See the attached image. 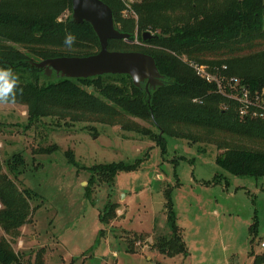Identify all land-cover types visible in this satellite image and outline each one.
I'll return each mask as SVG.
<instances>
[{"label": "rangeland", "instance_id": "1", "mask_svg": "<svg viewBox=\"0 0 264 264\" xmlns=\"http://www.w3.org/2000/svg\"><path fill=\"white\" fill-rule=\"evenodd\" d=\"M139 1L122 0L128 9L125 19H138L129 9ZM223 4L217 0V6ZM72 15L67 9L60 21ZM133 31L136 39L158 33ZM198 58L181 59L195 71L203 69L225 93L229 82L223 79L236 77L222 72L226 65L206 63L215 59ZM220 138L230 140L224 134ZM54 146L58 149L47 154ZM166 148L163 153L156 141L119 126L51 117L30 121L27 107L0 103V181H12L18 193L27 189L39 194L29 203L34 214L18 229V237L7 235L1 222L0 237L11 243L22 264H253L255 257L264 256V177L223 171L216 164L223 151L211 142L167 138ZM67 152L74 153L75 165L68 162ZM15 155L26 162L18 174L9 168ZM138 162L113 182L98 168ZM169 201L187 254H163L155 248L160 238L172 236ZM115 205L116 217L103 222Z\"/></svg>", "mask_w": 264, "mask_h": 264}, {"label": "trees", "instance_id": "2", "mask_svg": "<svg viewBox=\"0 0 264 264\" xmlns=\"http://www.w3.org/2000/svg\"><path fill=\"white\" fill-rule=\"evenodd\" d=\"M72 1L0 0V67L10 68L17 77L15 101L8 104L27 107L30 121L51 117L72 123L119 126L156 141L163 153L167 151V138L211 142L223 151L216 160L223 171L239 177H264V121L241 118V106L236 101L219 93L215 84L199 77L181 59L184 55L215 59L206 63L219 68L226 65L224 74L240 79L252 93L261 92L263 0H224L222 7L217 6V0H140L129 9L138 18L133 21L123 17L128 9L122 0H102L113 10L116 28L132 35V44L111 41L109 50L148 54L164 76V85L149 91L145 84L137 88L129 76L121 75L67 79L54 74L57 81L51 82L43 70L33 66L47 59L87 57L100 52L99 39L90 24H76L72 17L60 21L64 11L73 12ZM136 27L141 32H158L156 38L144 41L142 35L136 39ZM69 33L75 37L71 47L64 44ZM136 40L142 44H135ZM43 78L49 82L42 83ZM90 87L93 92L86 90ZM135 119L151 128L141 126ZM219 134L230 140H221ZM57 149L54 146L46 153ZM66 156L70 164H76L73 152ZM25 165L20 155L9 161L15 174ZM138 166L139 162L134 166L113 164L98 168L107 182H113L119 172ZM38 197L32 190L18 193L12 181L1 179L0 201L4 210L0 212V222L7 235L18 237V229L34 214L29 203ZM112 216L116 217V205L107 210L103 222ZM168 220L172 236L160 238L155 248L163 254H187L171 201ZM0 264H22L11 243L2 237ZM253 264H264V256L255 257Z\"/></svg>", "mask_w": 264, "mask_h": 264}, {"label": "water", "instance_id": "3", "mask_svg": "<svg viewBox=\"0 0 264 264\" xmlns=\"http://www.w3.org/2000/svg\"><path fill=\"white\" fill-rule=\"evenodd\" d=\"M73 22L90 24L100 42V52L87 57H60L33 63L50 78L90 79L106 75L129 76L137 88L146 85V90L164 85L155 59L141 52L110 51L111 41L131 42L132 35L116 28L113 10L102 0H73ZM156 38L150 32L143 34V40Z\"/></svg>", "mask_w": 264, "mask_h": 264}, {"label": "built area", "instance_id": "4", "mask_svg": "<svg viewBox=\"0 0 264 264\" xmlns=\"http://www.w3.org/2000/svg\"><path fill=\"white\" fill-rule=\"evenodd\" d=\"M196 72L198 75H201L203 79L207 80L208 83L213 84L212 77L208 74H204L203 69L199 70V68H196ZM223 80H227L229 85L226 87L225 93H223V89H221V84L219 83L218 92L225 95L228 99L236 101L241 106V118L264 121V89L261 92L252 93L251 90L238 81L237 78H226ZM236 83H239L238 86H236ZM261 246L264 249V243H262Z\"/></svg>", "mask_w": 264, "mask_h": 264}, {"label": "clouds", "instance_id": "5", "mask_svg": "<svg viewBox=\"0 0 264 264\" xmlns=\"http://www.w3.org/2000/svg\"><path fill=\"white\" fill-rule=\"evenodd\" d=\"M75 37L71 33L67 34L64 44L71 47ZM17 86V77L10 68L0 67V103L15 101V89Z\"/></svg>", "mask_w": 264, "mask_h": 264}]
</instances>
